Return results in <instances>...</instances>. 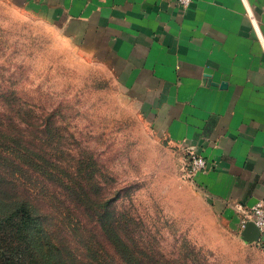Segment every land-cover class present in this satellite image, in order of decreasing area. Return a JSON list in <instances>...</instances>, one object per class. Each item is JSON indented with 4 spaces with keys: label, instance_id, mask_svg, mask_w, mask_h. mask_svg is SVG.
<instances>
[{
    "label": "rangeland",
    "instance_id": "374dc122",
    "mask_svg": "<svg viewBox=\"0 0 264 264\" xmlns=\"http://www.w3.org/2000/svg\"><path fill=\"white\" fill-rule=\"evenodd\" d=\"M20 2L0 0V131L21 138L26 179L39 192L48 184L54 214L78 212L101 231L90 250L103 264H264V244L245 241L213 208L188 175L189 151L117 65ZM101 204L109 218L93 226Z\"/></svg>",
    "mask_w": 264,
    "mask_h": 264
},
{
    "label": "crops",
    "instance_id": "0c3cea01",
    "mask_svg": "<svg viewBox=\"0 0 264 264\" xmlns=\"http://www.w3.org/2000/svg\"><path fill=\"white\" fill-rule=\"evenodd\" d=\"M20 3L107 55L171 141L206 157L195 181L239 230L243 211L264 199V0Z\"/></svg>",
    "mask_w": 264,
    "mask_h": 264
},
{
    "label": "trees",
    "instance_id": "16d2710c",
    "mask_svg": "<svg viewBox=\"0 0 264 264\" xmlns=\"http://www.w3.org/2000/svg\"><path fill=\"white\" fill-rule=\"evenodd\" d=\"M21 143L18 136L0 131V248L6 246L9 254L0 264H103L100 250H90L101 231L87 230L78 212L54 214L50 196L44 194L48 184H41L39 192L26 179L30 177L21 159L27 154ZM103 206L91 214L93 226L109 218ZM102 226L104 233L105 222ZM114 230L115 243L122 248L125 243Z\"/></svg>",
    "mask_w": 264,
    "mask_h": 264
},
{
    "label": "built area",
    "instance_id": "2783aa9c",
    "mask_svg": "<svg viewBox=\"0 0 264 264\" xmlns=\"http://www.w3.org/2000/svg\"><path fill=\"white\" fill-rule=\"evenodd\" d=\"M194 0H177L179 5L188 6ZM189 164H188V175L196 178V175L207 168L208 161L205 156L196 150H189ZM244 217L242 219V229L246 226L248 221H253L259 228L261 237L257 243L264 244V199L259 200L254 206L243 211Z\"/></svg>",
    "mask_w": 264,
    "mask_h": 264
},
{
    "label": "water",
    "instance_id": "95a60500",
    "mask_svg": "<svg viewBox=\"0 0 264 264\" xmlns=\"http://www.w3.org/2000/svg\"><path fill=\"white\" fill-rule=\"evenodd\" d=\"M241 235L245 241L250 243L258 242L261 237L260 230L253 221L247 222L241 231Z\"/></svg>",
    "mask_w": 264,
    "mask_h": 264
}]
</instances>
